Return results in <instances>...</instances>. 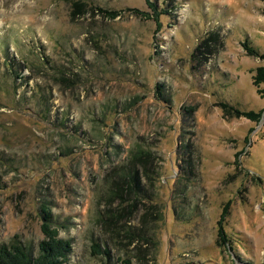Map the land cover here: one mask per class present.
<instances>
[{"label":"rangeland","instance_id":"rangeland-1","mask_svg":"<svg viewBox=\"0 0 264 264\" xmlns=\"http://www.w3.org/2000/svg\"><path fill=\"white\" fill-rule=\"evenodd\" d=\"M152 2L158 15L146 0H3L0 243L36 248L45 206L68 264H264V124L220 105L264 109V62L242 46L264 55L263 4ZM137 144L154 155L136 167L155 201L124 210L113 235L98 222L120 205L104 178Z\"/></svg>","mask_w":264,"mask_h":264},{"label":"trees","instance_id":"trees-1","mask_svg":"<svg viewBox=\"0 0 264 264\" xmlns=\"http://www.w3.org/2000/svg\"><path fill=\"white\" fill-rule=\"evenodd\" d=\"M263 4L262 14L264 15V0H260ZM148 7L151 9L152 14L158 15V11L156 5L152 2V0H146ZM108 13V11H105ZM115 13H113L114 15ZM245 52L249 56H255L263 60L264 62V55L259 54L257 50H255L252 46L245 41L242 44ZM200 47V46H199ZM199 48L196 49V53H198ZM198 55V54H196ZM252 84L256 87L257 93L264 97V88L259 87L261 84H264V63L260 66H257L254 70L252 75ZM220 105L232 111L234 116L236 117H246L249 120L260 122L263 121L264 124V109L254 112L253 110L242 111L236 107L230 106L227 103H220ZM228 111V112H229ZM185 141H182L179 146V150H183L182 160L186 167H189V172L191 171V163L192 158L189 155L190 152H194V147L191 148L188 145L184 144ZM191 145V144H190ZM154 155L151 153L150 149L141 146L140 144L131 147L128 151V155L126 157V163L120 167H118L113 176L111 173L107 175L111 181L110 185L107 184V179L104 178L106 184L105 192V201L110 204L118 203L120 204L119 207L114 209L108 208L106 209L104 218L98 216V222L102 225H106L113 233V235H118L121 231V227L117 226V220L119 216L124 212V210H129L132 212L137 208L139 203H143L146 208L148 209L152 201H155L156 193L149 191L145 192L143 187L140 186V181L138 178V171L136 165H145L146 161H151L154 159ZM145 170V169H144ZM112 171V172H113ZM186 171V170H184ZM145 173V177L147 179L148 185H153V176L149 173ZM183 177L185 181L188 180L189 176L183 172ZM184 186V185H183ZM182 188V189H181ZM180 188L181 192L184 187ZM179 190V189H178ZM143 191V193H142ZM144 192L146 194H144ZM149 201H143V199ZM41 215L43 219V223L41 225L43 238L38 241L37 247H29L28 245L24 244L20 239H18L17 235H15L8 243H0V264H68L69 262V255L72 251L71 239L60 237L58 234V229L52 225V214L48 207H41ZM223 217V215H222ZM162 217L158 215L157 220H160ZM142 221H146L142 217ZM125 235L130 238H135V233L133 230L126 231ZM143 235L142 233H140ZM140 234L138 235L140 238ZM147 234V233H146ZM220 239L225 241V236L222 230H219ZM112 238V235H111ZM101 242H98L96 239H92L91 247V254L92 255H99L103 254L107 257L111 256V251L109 248H101ZM128 262V261H127Z\"/></svg>","mask_w":264,"mask_h":264},{"label":"clouds","instance_id":"clouds-1","mask_svg":"<svg viewBox=\"0 0 264 264\" xmlns=\"http://www.w3.org/2000/svg\"><path fill=\"white\" fill-rule=\"evenodd\" d=\"M3 0H0V13L5 12L6 10L3 8Z\"/></svg>","mask_w":264,"mask_h":264}]
</instances>
